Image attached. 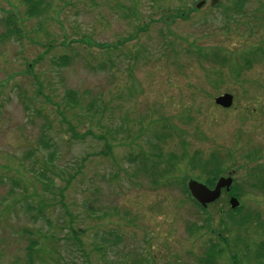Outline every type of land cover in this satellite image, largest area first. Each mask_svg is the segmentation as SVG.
<instances>
[{
  "label": "rangeland",
  "instance_id": "374dc122",
  "mask_svg": "<svg viewBox=\"0 0 264 264\" xmlns=\"http://www.w3.org/2000/svg\"><path fill=\"white\" fill-rule=\"evenodd\" d=\"M45 1L28 18L22 0H0V264H25L30 239V264H201L210 244L223 248L216 264H260L233 253L243 234L231 218L261 213L242 229L264 241L250 163L264 150V0L238 13L241 0ZM9 16L20 38L6 33ZM224 93L227 109L214 104ZM155 143L176 157L151 186L138 156ZM215 150L237 190L199 210L182 189L208 178L189 155ZM66 181L83 252L51 201Z\"/></svg>",
  "mask_w": 264,
  "mask_h": 264
},
{
  "label": "trees",
  "instance_id": "16d2710c",
  "mask_svg": "<svg viewBox=\"0 0 264 264\" xmlns=\"http://www.w3.org/2000/svg\"><path fill=\"white\" fill-rule=\"evenodd\" d=\"M22 3L26 6L25 8V15L28 18H37L38 16H41L46 10V1L45 0H22ZM243 5V1H238V3H235L232 7L233 12L238 13ZM241 12V11H240ZM6 25L8 26L6 33H9L13 36H17V38H20L22 35V30L20 27L17 25L14 17L9 16L6 19ZM261 54V53H260ZM201 56V55H200ZM204 56V54H202ZM204 57H207L204 56ZM213 59H218V55L214 54L212 55ZM65 57L60 58V61L62 63H65ZM206 60V59H205ZM75 96L74 93L72 92H67L66 93V102L67 104L70 105V108L75 109L78 111L79 107H76L73 102H69V100H73V97ZM95 105L92 104V102L89 103L88 108H92ZM77 108V109H76ZM74 110V111H75ZM76 112V111H75ZM85 112V110H83ZM90 111L87 110L85 115L88 116V113ZM94 115L90 117V119H93ZM76 133V131H75ZM73 136H78L77 133L73 134ZM149 151H152V154L149 155V152L147 155L143 156H138L140 158V165L138 166L137 170L143 175L146 176V178H150L152 181H150L151 186H157L159 180L158 177L161 178L164 175H167V169L172 168L170 165L171 161L173 158L176 156L173 155L172 153H169L167 155H163L160 151V146L158 143L151 144ZM190 158L188 159L189 165L192 170L197 171L198 173H204L207 174V180H205V183L207 184L208 187H212L214 185V182L218 176H222V173L225 171V163L226 160L224 159L223 155H221L220 151L215 150L208 156H203L199 151L194 152L192 155H189ZM203 156V157H202ZM179 159V158H178ZM150 162V164H148ZM166 162V163H165ZM161 164L162 169L159 170L157 168V165ZM164 165V166H163ZM62 172L59 173L57 176H61ZM54 180H51V187L54 185ZM68 183L69 181H66L62 187L57 188L56 193H52L51 201L52 205L56 204L60 208H62L63 212L69 219H63L61 223H65V229H68V236L66 237L67 241H70L74 247H76L77 250L83 252V242H82V231L76 229L72 224L74 221L73 215L71 211H68L66 208L65 204V194L68 189ZM159 185V184H158ZM262 183L260 182L258 186L260 187ZM183 193L186 195V198L199 210V205L190 197L189 193L187 192L186 189H182ZM237 190L235 188V185L231 188L230 192H234ZM58 199V200H56ZM57 202V203H56ZM28 210H30L29 206L27 207ZM238 211V210H237ZM236 212V211H235ZM38 214H42V211H39ZM264 214V213H263ZM261 213H255L254 217L253 215L248 214L245 218L244 216H241L238 221L233 220L231 218V224L235 226V228L238 231V234H241L240 231L242 232L243 236L238 240V252H233L237 253V256L243 258H247L249 256H253L252 258L256 260V263L262 264L264 262V241H259V243H255L253 241H250L249 234L247 235L245 233L246 230H250L249 228H244L242 229L243 226L252 223L253 220L257 219V216H260ZM49 223V221H46ZM262 227H264V219L262 220ZM221 230V229H220ZM187 231L190 232L191 228L190 226H187ZM222 232V231H221ZM219 235H222L221 233ZM54 236H50V238H53ZM221 237V236H220ZM39 242L36 240H29L28 246H27V256H28V261L25 264H30L32 262V253H34L33 249L34 247L38 246ZM211 246L208 248L209 250H206V253L208 257H206L205 260H200L201 264H216L217 259H220L222 253H223V248L222 250H214L216 248H213V245L210 244ZM215 246V245H214ZM212 248V249H211ZM253 253V254H252ZM236 255V254H235Z\"/></svg>",
  "mask_w": 264,
  "mask_h": 264
},
{
  "label": "water",
  "instance_id": "95a60500",
  "mask_svg": "<svg viewBox=\"0 0 264 264\" xmlns=\"http://www.w3.org/2000/svg\"><path fill=\"white\" fill-rule=\"evenodd\" d=\"M217 3L218 0H210V5L212 7L216 6ZM203 4L204 0L198 2L195 5V8L199 9L203 6ZM232 101V96L230 94L224 93L214 99V104L221 108L227 109L231 106ZM231 183V177H222L217 180L212 189H209L205 185L191 180L187 183V190L193 200H195L201 207L205 208L207 205L212 204L219 199L222 189H225V191L228 192ZM229 204L230 207L234 209L238 206V201L235 198H230Z\"/></svg>",
  "mask_w": 264,
  "mask_h": 264
},
{
  "label": "flooded vegetation",
  "instance_id": "af4514ba",
  "mask_svg": "<svg viewBox=\"0 0 264 264\" xmlns=\"http://www.w3.org/2000/svg\"><path fill=\"white\" fill-rule=\"evenodd\" d=\"M261 153L262 154H257V155H255L254 157L256 158V159H252V162H250V163H254V165H257L256 164V162L258 161L259 162V164H258V166H259V169H258V171H257V173L255 174V175H253L252 176V178H251V180L252 181H257V182H255V183H262V185H261V187H260V189L262 190H259L257 187V189H258V191L260 192V193H264V165H261L262 164V161H264V150L262 151L261 150ZM260 159V160H259ZM252 183V182H251ZM251 186H253V183L252 184H250ZM245 186V185H244ZM213 187V186H212ZM246 188H247V186H246ZM249 188V187H248ZM252 189H254V188H252ZM257 189H256V191H257ZM229 193L230 191H228V192H226L225 191V189H222L221 190V193Z\"/></svg>",
  "mask_w": 264,
  "mask_h": 264
}]
</instances>
